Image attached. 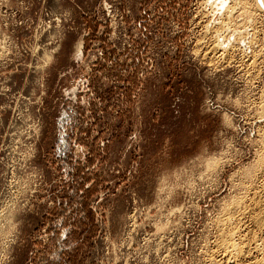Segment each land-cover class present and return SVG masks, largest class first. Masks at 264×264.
<instances>
[{
  "label": "rangeland",
  "instance_id": "rangeland-1",
  "mask_svg": "<svg viewBox=\"0 0 264 264\" xmlns=\"http://www.w3.org/2000/svg\"><path fill=\"white\" fill-rule=\"evenodd\" d=\"M248 1L0 0V264H218L264 157Z\"/></svg>",
  "mask_w": 264,
  "mask_h": 264
},
{
  "label": "bare ground",
  "instance_id": "bare-ground-1",
  "mask_svg": "<svg viewBox=\"0 0 264 264\" xmlns=\"http://www.w3.org/2000/svg\"><path fill=\"white\" fill-rule=\"evenodd\" d=\"M247 1L248 0H243V4H245L244 2H247ZM251 1L252 0H250V2ZM255 3H254V6L256 5ZM261 3H263V1ZM243 4L241 3V5ZM263 5L261 4L260 6H263ZM252 8H255V7H252ZM248 12L250 13V11ZM251 13H254V12L251 10ZM213 47L214 46H212V48ZM213 49L216 50L215 47ZM262 145L263 143L261 144V147H262L261 149L264 148L263 147L264 145L263 146ZM260 155H262V153ZM260 157L258 158L260 160V163L257 162L259 164L257 166L259 168L258 170H260L259 176H258L259 180L257 181L258 183L260 181V184H259L260 186L257 187L256 185L257 188H255L254 191L251 192L252 194L249 197L250 199L248 203L246 202V200L239 198L238 200H233V202L229 205L228 208L225 207L226 211H224L225 212L224 216L221 220H219V223L217 225L218 226L217 231H219V234H220V237H219L220 241L216 242L215 251L212 254V259H213L212 261H216L215 258L220 257L221 260L219 262L221 264H224V263L225 264H264V243H262V240H261V236H262L261 234L264 233V157L263 159ZM257 171L256 172L254 171V172L257 173ZM246 223L252 226V231L249 230L250 232L247 231L248 229L246 228L247 233L245 232V227H247L245 226ZM244 232L246 233V236L242 235V233ZM237 238H238V241H236ZM216 262L219 264L218 261Z\"/></svg>",
  "mask_w": 264,
  "mask_h": 264
}]
</instances>
